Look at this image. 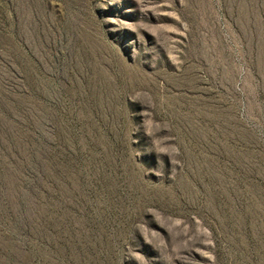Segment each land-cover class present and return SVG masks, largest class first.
<instances>
[{"label": "rangeland", "instance_id": "obj_1", "mask_svg": "<svg viewBox=\"0 0 264 264\" xmlns=\"http://www.w3.org/2000/svg\"><path fill=\"white\" fill-rule=\"evenodd\" d=\"M0 264H264V0H0Z\"/></svg>", "mask_w": 264, "mask_h": 264}]
</instances>
